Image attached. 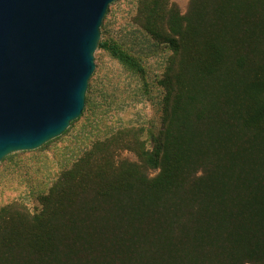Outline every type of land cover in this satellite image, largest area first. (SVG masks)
I'll list each match as a JSON object with an SVG mask.
<instances>
[{
	"label": "trees",
	"instance_id": "trees-1",
	"mask_svg": "<svg viewBox=\"0 0 264 264\" xmlns=\"http://www.w3.org/2000/svg\"><path fill=\"white\" fill-rule=\"evenodd\" d=\"M134 21L172 52L161 130L97 138L33 212L0 206V264H264V0H139Z\"/></svg>",
	"mask_w": 264,
	"mask_h": 264
},
{
	"label": "water",
	"instance_id": "water-1",
	"mask_svg": "<svg viewBox=\"0 0 264 264\" xmlns=\"http://www.w3.org/2000/svg\"><path fill=\"white\" fill-rule=\"evenodd\" d=\"M117 0H0V163L77 121L94 54Z\"/></svg>",
	"mask_w": 264,
	"mask_h": 264
},
{
	"label": "rangeland",
	"instance_id": "rangeland-1",
	"mask_svg": "<svg viewBox=\"0 0 264 264\" xmlns=\"http://www.w3.org/2000/svg\"><path fill=\"white\" fill-rule=\"evenodd\" d=\"M138 1L118 0L109 7L100 29L99 42L118 45L138 60L144 75L131 74L108 52L97 48L82 116L65 135L42 148L14 153L1 161L0 206L19 199L33 212L39 207L36 197L47 192L58 175L69 169L97 138L125 127L143 128V139L147 140L149 131L154 136L159 133L163 92L158 82L172 52L134 21ZM188 1L171 0L182 13ZM123 157L135 161L130 153L123 154Z\"/></svg>",
	"mask_w": 264,
	"mask_h": 264
}]
</instances>
